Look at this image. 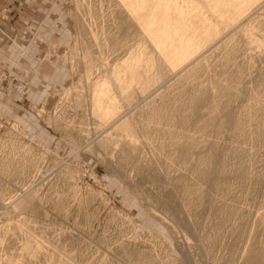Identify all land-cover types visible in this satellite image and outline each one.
<instances>
[{
    "label": "rangeland",
    "instance_id": "1",
    "mask_svg": "<svg viewBox=\"0 0 264 264\" xmlns=\"http://www.w3.org/2000/svg\"><path fill=\"white\" fill-rule=\"evenodd\" d=\"M170 1L175 60L125 0H4L65 41L42 98L0 64V264H264V0Z\"/></svg>",
    "mask_w": 264,
    "mask_h": 264
},
{
    "label": "crops",
    "instance_id": "2",
    "mask_svg": "<svg viewBox=\"0 0 264 264\" xmlns=\"http://www.w3.org/2000/svg\"><path fill=\"white\" fill-rule=\"evenodd\" d=\"M16 1L22 5L28 0ZM3 2L4 0H0V8ZM30 23L33 24V22H0V26L7 34V36L0 35V64L7 68L16 67L31 85L32 97L38 99L45 96L52 85H57L61 81L57 71L59 69L57 56L48 54L46 49L53 44L52 42L58 47V42L62 43L64 35L62 31L52 33L47 30L46 25H43L44 33L40 35L44 38L43 42H34L31 38L38 27H31ZM1 98L0 104H8L12 108L16 106V103L11 101L10 94L3 93Z\"/></svg>",
    "mask_w": 264,
    "mask_h": 264
},
{
    "label": "bare ground",
    "instance_id": "3",
    "mask_svg": "<svg viewBox=\"0 0 264 264\" xmlns=\"http://www.w3.org/2000/svg\"><path fill=\"white\" fill-rule=\"evenodd\" d=\"M204 1L205 0H201V3ZM249 1L251 0H212L214 4L210 8L213 10L214 14H218L220 7L226 4L228 10H231V18L233 14V18H235L238 16V12H240L242 9L244 10V8L247 7V3H249ZM146 2L147 0H125L127 7L138 19L139 23L151 37L158 49H167L169 52V57L172 60L180 59L184 55L188 54L190 48L193 45V40L197 32L193 30V26H191L189 23L182 22V19H185V15L183 16V9H179L182 7H178L176 2H171L170 0H156L149 5H146ZM193 8V13H195L193 16H189L187 20L196 18L200 20L197 22H200L202 25L206 19L202 17V14L196 11L198 6H193ZM146 11L147 13L145 14ZM236 12L237 14L235 15ZM212 31L214 32L215 29L209 26L207 34H211ZM186 35H189V37L187 38ZM197 45L199 44L197 43Z\"/></svg>",
    "mask_w": 264,
    "mask_h": 264
}]
</instances>
